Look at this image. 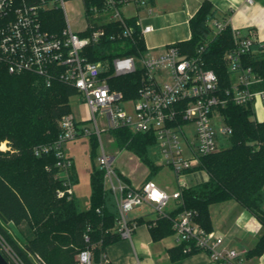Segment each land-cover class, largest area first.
<instances>
[{"label": "built area", "instance_id": "built-area-1", "mask_svg": "<svg viewBox=\"0 0 264 264\" xmlns=\"http://www.w3.org/2000/svg\"><path fill=\"white\" fill-rule=\"evenodd\" d=\"M82 1L86 27L75 31L66 15V0H0V62L10 73L35 74L47 86L59 81L76 88L83 94L90 113L87 118H77L73 112L63 115L59 121L61 133L54 144L35 149L36 154L56 150L57 165L65 169L68 178L66 188L58 189V195L73 192L69 171L74 162L65 155L63 142L94 134L102 148L99 163L105 171V185L118 206L117 231L122 238L132 239L139 225L137 220L129 218L128 212L148 203L156 212L148 227L156 225L161 217L170 220L178 244H184V252H205L210 264H245L247 248L227 246L222 235L197 221L196 211L183 209L173 214L167 207L172 199L179 204L183 202L182 188L189 185L181 176L199 166L201 157L217 152L219 138L232 135L233 128L226 123L222 108L230 102L247 105L257 96L264 98V41L252 30L231 27L234 46L224 54L231 74V82L226 87L220 85L217 72L208 67L205 58L210 39L229 25L216 15L208 20L211 35L193 54L183 52L176 42L158 54L150 53L147 48V53L138 56L114 55L94 60L92 49L107 38L133 39L137 29L144 37L153 26L144 25L141 18L128 17L122 10L131 2L140 5L146 0ZM255 1L245 0L248 4ZM60 7L67 25L61 30L47 29L43 13ZM115 23H119L121 30L109 32L107 27ZM247 57L260 63L256 66L246 63ZM139 69L143 74L135 96L127 97L123 89L110 82L112 77L133 74ZM128 103L133 104V113L127 111ZM99 114L106 117L104 130L129 128L135 133H153L161 163L180 178L179 189L169 193L151 179L140 186L128 183L114 167L115 157L106 152L101 142ZM216 119L220 121L218 125ZM87 121H93L95 128L89 127ZM189 124L194 125L196 143L189 141ZM85 237L89 240L88 235ZM92 263L93 252L87 247L78 253L74 264Z\"/></svg>", "mask_w": 264, "mask_h": 264}, {"label": "trees", "instance_id": "trees-1", "mask_svg": "<svg viewBox=\"0 0 264 264\" xmlns=\"http://www.w3.org/2000/svg\"><path fill=\"white\" fill-rule=\"evenodd\" d=\"M60 13L57 9L43 13L47 29L61 30L64 27ZM215 15L216 10L210 3L200 7L190 19L191 37L177 42L183 52L193 54L208 40L212 33L208 20ZM107 28L109 32L121 30L119 23ZM233 46L232 28L227 25L213 35L206 48V63L217 72L222 87L231 82L224 54ZM145 53V39L137 29L133 39L107 38L95 45L91 56L98 60L114 55L138 56ZM245 61L255 66L260 63L251 57ZM142 74L139 69L133 74L112 77L110 82L123 89L127 97L135 96ZM25 78L32 82L31 93H28L30 89ZM76 92V88L59 81L47 86L32 73L12 74L0 62V144L5 141L8 146L7 150H0V235L11 244L21 264H37L32 257L40 258L44 264H74L78 253L87 247L93 252L92 264H108L106 247L122 238L117 231L118 215L111 191L105 185L103 168L93 167L90 173L91 206L82 210L73 192L58 195V189L66 188L68 178L62 176L65 169L57 165L56 150L35 153L36 147L52 145L57 140L61 133L59 121L63 115L73 112L70 97ZM222 112L226 123L233 128L229 138L231 145L200 158L195 169L204 170L209 178L183 187V202L173 214L183 209L194 210L197 221L206 229L213 230L211 204L236 199L264 227V122L254 118L252 103L239 105L230 102ZM111 133L119 148L132 151L147 165L149 177L161 169L156 163L159 152L153 133H135L129 128L112 130ZM90 136L96 147L98 138L94 134ZM72 168L69 171L71 185L77 180ZM10 222L15 225L29 222L34 227V236L23 247L7 232L5 225ZM67 227L69 231L63 233ZM150 229L155 239L173 233L171 221L163 217L158 218L157 224ZM86 235L89 240H86ZM168 252L171 260L177 261L200 251L184 252V244H179ZM263 253L264 233L255 247L249 249L248 256H261ZM10 262L18 264L13 260Z\"/></svg>", "mask_w": 264, "mask_h": 264}, {"label": "crops", "instance_id": "crops-1", "mask_svg": "<svg viewBox=\"0 0 264 264\" xmlns=\"http://www.w3.org/2000/svg\"><path fill=\"white\" fill-rule=\"evenodd\" d=\"M206 2L210 3L212 7L215 8L216 16L220 19L226 20L232 28H241L244 31L252 30L258 39L264 41V0H256L253 4H248L245 2V0H158V3L157 0H146L145 3L135 5V7H133V14H127V16L131 17L132 19L136 17L141 18L144 25L151 24L153 26V30L146 33L145 35L170 29V32L166 33L160 41H155L152 45L148 46L146 44V47L150 53L158 54L162 52L167 45L188 40L191 37L190 19ZM147 8H149L148 11ZM150 9H152L151 12ZM151 14H155L156 18L160 20L161 18L167 19L169 20V23L165 25L157 23H144L143 18ZM252 107L254 111V118L258 121L264 122V98L257 96L252 102ZM119 149L122 151V153L128 151L130 153L129 158L139 166L144 165L146 169V173L142 176V178L136 179L133 169H131L129 166H126L123 160L119 161L116 170L126 177L131 185L140 186L147 180H153L152 177H149V168L138 155L125 148ZM108 154L114 156L110 153ZM114 157L116 159V156ZM156 163L160 165L161 168L164 166V164L161 163L160 153ZM197 170L201 169H195L193 171ZM208 178L209 175L207 172H205L204 176L199 177V180L191 185L204 182L208 180ZM111 194L113 196L112 201L118 215V206L112 192ZM171 201H175V206L167 208L168 210L174 211L179 206V202L175 199H172ZM226 201V204L222 205V207H224L225 213L223 214V218L219 220L215 218L211 204L210 217L212 228L216 233L224 237V242L227 246H233L238 249L247 248L249 251V249L255 247L259 241L263 233L258 238L256 243L252 245L253 240L257 239L264 227L262 223L238 200L230 199ZM146 205L152 206L148 203ZM232 207L233 212L231 210ZM150 213L146 214L142 211L134 213L133 218L131 219L140 220L141 223L138 222L139 225L133 231L132 239L121 238L120 240L111 243L106 247V263L210 264L209 256L205 252H199L184 259L172 261L168 250L179 245L176 236L174 232L170 234L174 235L175 240L173 243L169 244L164 243V239L170 235L161 236L155 239L152 234V230L150 227H148L147 223L154 220L156 215L151 216L149 215ZM9 224H13V222H10ZM259 257L260 256H248L245 264H257L254 262V260L256 258L258 259Z\"/></svg>", "mask_w": 264, "mask_h": 264}, {"label": "rangeland", "instance_id": "rangeland-1", "mask_svg": "<svg viewBox=\"0 0 264 264\" xmlns=\"http://www.w3.org/2000/svg\"><path fill=\"white\" fill-rule=\"evenodd\" d=\"M160 2V1H159ZM158 3V0H157ZM136 3L131 2L127 4L122 10L123 12L127 14H133V7H135ZM57 10H60L61 14V24L63 26L67 25L66 21V15L67 18L75 31L83 30L86 27V20H85V10H84V4L82 0H66L65 2V10L66 15L64 13V10L62 7L55 8ZM149 8H147L148 11ZM144 23H152V24H161L165 25L169 23V20L161 18H156L155 14H151L147 17L143 18ZM170 32V29L164 30V31H157L153 34L145 35L144 39L145 42L148 45H152L155 41H160L166 33ZM30 79L25 78V82H27V86L30 90H28V93H31L32 88V82H30ZM70 104L72 107V111L74 115L77 118H87L89 117L90 113L85 105V98L83 94L76 92L70 97ZM128 112L133 113L134 112V106L132 103H128L125 105ZM97 121L99 124L101 132V142L103 143L105 150L107 153H110L114 156H116V159L114 161V167L116 168L119 164L120 160H123L125 162L126 166H129L131 169H133L134 176L136 179L142 178V176L146 173V169L144 165H137L134 161H132L129 156L130 153L128 151H125L122 153L119 149V145L114 140L113 134L109 130H104V123L106 121V117L102 114H99L97 116ZM215 123L218 125L220 121L218 119L215 120ZM89 127L94 129L93 127V121H87L86 123ZM194 125L189 124L188 128L190 129L188 132V138L189 141L192 143H196L195 135H194ZM5 142V141H4ZM219 148L220 150L229 147L231 145V141L228 137L223 136L219 138L218 140ZM186 147V145L184 144ZM62 148L66 154L67 157H70L74 162V167L72 168L73 171L76 172L77 180L72 184V190L74 191V195L78 200L79 208L82 210H87L91 206V185H90V173L94 166L100 167L99 163V156L102 154V148L100 144V140H98V145L94 147V144L92 142V137L90 135H79L73 139H69L63 142ZM187 148V147H186ZM8 146L4 143L0 144V150H7ZM219 151V150H218ZM190 153L187 152V156H189ZM159 158V157H158ZM136 161V160H135ZM66 174H62V176H65ZM205 172L201 170L193 171L186 173L185 175L181 176V179L184 180V182L187 183V185L194 184L196 181L199 180V177L204 176ZM153 181L164 190L170 192H174L179 189V186L181 182L179 181V177L177 174L171 169L169 166H163L159 172H157L155 175L152 176ZM73 181V179H71ZM72 193V192H71ZM227 201H222L221 203H213L211 208L213 211V214L215 215V218L217 220L223 218V214L225 213L224 207H222L223 204H226ZM235 202V201H231ZM227 204H234V203H227ZM175 201H171L168 204V208L174 207ZM231 206V205H230ZM233 212V207L231 208ZM138 211H142L147 213H150L149 215L154 216L156 215V212L153 210V207L150 205H146V203L135 206L133 210L128 212L129 218H133L134 213H137ZM5 228L7 229V232L10 234L11 238L16 241L19 245L22 247L24 246L25 242L34 236L35 230L34 227L29 222H22L18 225L13 224H6ZM69 231V227L63 229V233ZM264 233V229L261 230L260 235L257 237V239L253 240L254 245L258 238L261 236V234ZM133 235V233H132ZM175 240L174 235H170L164 239V243H173ZM0 249L5 252L6 255H8L9 260H13L18 264L20 263L19 257L15 254L11 244L6 240V238L2 235H0ZM33 260L37 264H44L43 261L40 258L32 257ZM256 263H264V254L256 258L254 260Z\"/></svg>", "mask_w": 264, "mask_h": 264}, {"label": "water", "instance_id": "water-1", "mask_svg": "<svg viewBox=\"0 0 264 264\" xmlns=\"http://www.w3.org/2000/svg\"><path fill=\"white\" fill-rule=\"evenodd\" d=\"M0 264H11L10 260L5 256V254L1 249H0Z\"/></svg>", "mask_w": 264, "mask_h": 264}]
</instances>
